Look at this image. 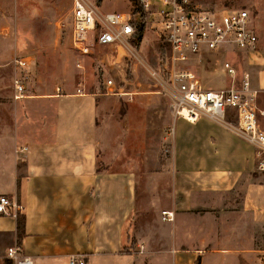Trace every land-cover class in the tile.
<instances>
[{
  "label": "crops",
  "instance_id": "1",
  "mask_svg": "<svg viewBox=\"0 0 264 264\" xmlns=\"http://www.w3.org/2000/svg\"><path fill=\"white\" fill-rule=\"evenodd\" d=\"M130 56L117 96L80 88L53 96H2L0 149L11 158L2 168L0 195L21 205L17 215L25 216V233L19 240L17 215H0V237L10 240L0 249V264H14L8 252L16 246L18 258L33 264H70L74 254H83L85 264H156L157 258L170 264L172 246L203 264L209 254L250 264L261 258L264 250L252 249L249 235L212 237L217 246L205 250L206 238L191 240L186 231L193 209L222 214L223 197L237 201L239 188L241 200L226 213L228 221L236 220L243 233L252 218L264 223V154L235 130L234 111L224 118L174 121L170 96L148 70V83H136L145 65ZM128 71L133 78L127 81ZM171 124L175 132L165 137L170 160L161 163L155 134ZM132 133L139 147L128 156L125 143ZM164 210L171 220H161Z\"/></svg>",
  "mask_w": 264,
  "mask_h": 264
},
{
  "label": "rangeland",
  "instance_id": "2",
  "mask_svg": "<svg viewBox=\"0 0 264 264\" xmlns=\"http://www.w3.org/2000/svg\"><path fill=\"white\" fill-rule=\"evenodd\" d=\"M197 5L206 9H248L254 18L255 26L259 34V42L255 49L242 50L228 53H205L190 60V68L197 74L201 82L211 88H228L233 84H239L244 72H249L253 80V87L259 90L258 105L264 106V0H194ZM108 7L120 11H130L129 0H107ZM71 0H0V102L2 96H14L13 80L19 73L13 59L18 56H30L32 63L27 71L26 95L27 96H53L67 94L83 89L86 92H98L106 96L105 81L109 78L120 84L124 71L122 67L126 59L131 58L126 50L116 51L112 47L100 45L93 46L91 52L83 56L80 52L71 48L68 41L70 23ZM137 49V57L144 63H151L158 69V56L163 43L151 25H148L144 38L141 41H130ZM132 47V46H131ZM127 53V56H125ZM123 58L119 56L123 55ZM129 55V56H128ZM137 60L133 58L131 60ZM229 61L236 69V74H229L224 67V62ZM80 64V65H79ZM123 65V66H122ZM117 73V75H115ZM121 73V74H120ZM147 69L142 66L137 75L136 83L144 84ZM125 75V80H130L133 75L130 71ZM150 79H154L148 75ZM124 83H121V85ZM263 85V86H262ZM138 86V85H136ZM144 88V85L142 89ZM139 87L137 88V90ZM103 95V96H104ZM4 119V112L0 110V124ZM264 125V118L262 120ZM168 126L155 134L156 155L161 163L170 160V139H167ZM125 143L126 154L134 155L136 149L135 133L127 136ZM0 149V176L2 168L10 162L11 156ZM264 180V174H261ZM258 179V178H257ZM237 201H233V195L223 197L219 207L222 214L214 213L215 210L203 208L193 209L188 215V229L186 233L191 240L206 238L204 249H212L217 246L211 243L212 237L227 238L234 236H250L252 249L264 250V223L255 222L252 218L243 230L239 228L236 220L228 221V211L231 207L238 206L241 200L240 188L236 191ZM218 208V212H219ZM163 212V211H162ZM201 214L202 217L199 218ZM162 213L160 218L162 220ZM199 218V220H198ZM163 234L167 230L162 229ZM222 245V244H221ZM220 245V246H221ZM10 246L7 237H0V249ZM195 246V245H194ZM171 248L172 258L170 264H197V260H190L188 253ZM176 254L177 258L174 257ZM167 259L157 258L156 264H164ZM257 264H264V253ZM199 264H203V259ZM204 264H250L248 261L232 256L209 254Z\"/></svg>",
  "mask_w": 264,
  "mask_h": 264
},
{
  "label": "built area",
  "instance_id": "3",
  "mask_svg": "<svg viewBox=\"0 0 264 264\" xmlns=\"http://www.w3.org/2000/svg\"><path fill=\"white\" fill-rule=\"evenodd\" d=\"M68 41L72 49L89 54L95 45L112 47L116 51L128 50L143 63L149 74L163 86V93L170 96V108L175 120L197 122L205 117L224 118L230 111L236 112L234 128L252 141L259 153L264 154V129L260 116L264 110L257 104L259 90L252 85L249 72H244L239 85L228 88H211L204 85L190 68V60L205 53H228L255 49L259 34L254 18L248 9H206L194 0H129L130 11L107 7V0H71ZM142 6L146 14V27L151 25L163 43L158 56V69L151 68L137 57V49L130 41L135 37L136 23ZM132 46V47H131ZM17 73L13 80L14 96H25L32 58H14ZM80 65V64H79ZM229 74L236 69L224 62ZM106 94H123L114 79L105 81ZM169 134L175 132V124L168 126ZM264 170V160L260 162ZM21 205L8 194L0 195V215H17ZM164 220L172 215L164 210ZM19 247L9 248L8 255L14 264H33L29 257L18 258ZM70 264H85L83 254H74Z\"/></svg>",
  "mask_w": 264,
  "mask_h": 264
},
{
  "label": "trees",
  "instance_id": "4",
  "mask_svg": "<svg viewBox=\"0 0 264 264\" xmlns=\"http://www.w3.org/2000/svg\"><path fill=\"white\" fill-rule=\"evenodd\" d=\"M136 12L140 14V19L136 23L137 30L135 33V37L138 39V41H141L143 39L144 32L146 30V25H147L146 24V14L142 6H137ZM24 233H25V216L19 213L17 215V236L19 240L22 238ZM199 262H200V257H198L197 259V264H199ZM5 263L13 264L12 260L10 259L5 260Z\"/></svg>",
  "mask_w": 264,
  "mask_h": 264
}]
</instances>
